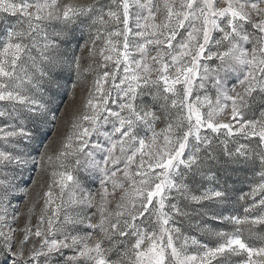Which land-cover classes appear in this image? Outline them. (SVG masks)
I'll return each instance as SVG.
<instances>
[{
  "label": "snow or ice",
  "instance_id": "obj_1",
  "mask_svg": "<svg viewBox=\"0 0 264 264\" xmlns=\"http://www.w3.org/2000/svg\"><path fill=\"white\" fill-rule=\"evenodd\" d=\"M0 264H264V0H0Z\"/></svg>",
  "mask_w": 264,
  "mask_h": 264
},
{
  "label": "rangeland",
  "instance_id": "obj_2",
  "mask_svg": "<svg viewBox=\"0 0 264 264\" xmlns=\"http://www.w3.org/2000/svg\"><path fill=\"white\" fill-rule=\"evenodd\" d=\"M58 108L60 109V111L57 113V115H62L63 112L66 109H70L71 107V101H70V97L68 95H62L59 100H58ZM63 130H67L66 128H64ZM48 139H52L53 138V128L52 126H49L48 128ZM231 183V181H230ZM250 183V181L247 180H241V182H238L235 186L237 189H242L243 192H247L248 191V184ZM236 196L241 195L240 191H237L235 193ZM227 214V213H226Z\"/></svg>",
  "mask_w": 264,
  "mask_h": 264
}]
</instances>
